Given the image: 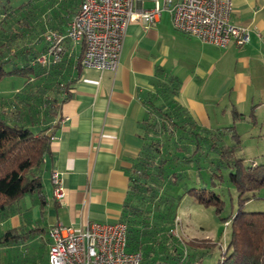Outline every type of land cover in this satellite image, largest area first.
<instances>
[{"label": "trees", "instance_id": "trees-1", "mask_svg": "<svg viewBox=\"0 0 264 264\" xmlns=\"http://www.w3.org/2000/svg\"><path fill=\"white\" fill-rule=\"evenodd\" d=\"M79 3L0 0V81L6 76L25 79L22 88L0 95V216H9L29 193L45 203L41 167L58 129L60 107L71 96L72 80L65 75L64 53L58 60L53 55L46 62L39 58L53 44L46 35L64 32ZM81 58L77 66H81ZM157 76L155 89L143 96L147 114L140 124L141 149L130 169L121 215L128 225L129 248L143 252V264H188L194 259L200 264L199 255L197 259L186 256L175 233L178 208L190 195L212 206L230 227L229 240L221 242L218 264H264V209L244 208L248 200L256 198V190L264 187V162L248 163L237 155L242 135L235 123L215 129L201 125L177 99L178 78L163 69H158ZM7 99L12 101L11 108L4 105ZM256 106L250 115H255ZM233 111L243 117L236 106ZM228 186L237 193L238 208L231 206L230 213L223 216ZM44 231V227H7L0 235L1 260L8 264L13 253L16 264H26V251L33 248L30 264H44L43 238L28 244L29 237ZM219 242L184 241L192 250L190 256L196 248L210 252Z\"/></svg>", "mask_w": 264, "mask_h": 264}, {"label": "crops", "instance_id": "crops-1", "mask_svg": "<svg viewBox=\"0 0 264 264\" xmlns=\"http://www.w3.org/2000/svg\"><path fill=\"white\" fill-rule=\"evenodd\" d=\"M232 3L233 22L250 29L243 45L221 48L203 42L176 29L168 11L152 25L140 20L128 24L113 70L77 66L84 43L67 41L64 64L71 96L60 107L58 129L41 167L45 203L35 193L23 196L9 216H0V235L7 227H44L28 244L43 238L48 257L51 225L78 228L121 220L130 169L141 149L140 124L147 114L143 96L155 89L158 69L178 78V101L208 128L220 127L210 105L220 106L225 98L240 110L249 97L264 95V0ZM150 6V0L135 3L137 8ZM262 103L252 106L257 104V111ZM242 113L231 115L233 123L247 118ZM54 171L65 188L63 199L54 194Z\"/></svg>", "mask_w": 264, "mask_h": 264}, {"label": "built area", "instance_id": "built-area-1", "mask_svg": "<svg viewBox=\"0 0 264 264\" xmlns=\"http://www.w3.org/2000/svg\"><path fill=\"white\" fill-rule=\"evenodd\" d=\"M144 0H80L76 14L64 32L50 31L46 39L53 43L47 54L58 60L67 41L83 42L81 64L86 68L113 70L119 63L126 28L131 21L154 24L164 11L170 12L179 31L203 42L224 48L231 43L243 45L250 38L249 27L233 22L232 0H150V7H135ZM54 194L65 196L58 171L51 176ZM48 264H143V252L128 245L125 221L92 222L73 227L62 222L48 229Z\"/></svg>", "mask_w": 264, "mask_h": 264}, {"label": "rangeland", "instance_id": "rangeland-1", "mask_svg": "<svg viewBox=\"0 0 264 264\" xmlns=\"http://www.w3.org/2000/svg\"><path fill=\"white\" fill-rule=\"evenodd\" d=\"M65 56L66 54L64 53L63 58ZM66 74L67 73L65 72V75ZM24 84V77L6 76L2 81H0V95H4L6 93L9 94L16 88H22ZM226 101L228 100L224 98L223 101L221 100L220 106H209L210 114L212 116H217V118L219 119L218 124H220V127L234 124V121L231 119V115L234 117L235 112L233 111V107L230 106L229 103L226 104ZM256 102H264V95H255L254 97H249L247 101L243 103L242 107H240L239 110L240 112L243 111L247 115V118L245 120H237L235 123L238 132L242 135V142L236 153L238 156L243 157L248 163L252 160L264 162V103H262V106H260L257 111L255 110V115H250V112L253 109L252 104ZM4 105L5 107L11 108V99H7ZM224 106H228L226 107V112L222 111L223 109H225ZM213 124H215V122H213ZM229 135L227 139L231 141ZM229 190L231 191L230 193L228 192ZM226 192L227 194L224 196V199L226 201V208L223 212V216H226L228 213H230L231 206H233L234 210L238 208V196L236 191L234 190V187L228 186ZM250 194L252 195V193H248L246 195ZM255 194L256 198L248 200L245 203L244 208L246 210L264 209V187L256 190ZM178 212L179 213L176 218L175 233L177 237L181 239V245L184 251H186V256L189 259H193L196 257L198 258L197 255H199L200 264H218L222 252L221 242L225 244L227 243L226 241L229 240L230 227L217 217L212 206H205L199 203L194 197L190 195L186 196L183 199L178 208ZM191 239H210L220 242L210 252H207L206 249L203 248H196L195 254L190 256L192 250L184 243V241H188ZM33 250V248H28V250L26 251V261H28L26 264H30L31 261H33ZM47 260L48 257L46 256V254H44L42 262L45 264ZM194 260L193 262H190L188 264H199V261ZM0 264H5V262H3L1 258ZM8 264H16L13 253L11 254V256H9Z\"/></svg>", "mask_w": 264, "mask_h": 264}, {"label": "bare ground", "instance_id": "bare-ground-1", "mask_svg": "<svg viewBox=\"0 0 264 264\" xmlns=\"http://www.w3.org/2000/svg\"><path fill=\"white\" fill-rule=\"evenodd\" d=\"M49 228V227H48ZM48 230V229H47Z\"/></svg>", "mask_w": 264, "mask_h": 264}]
</instances>
